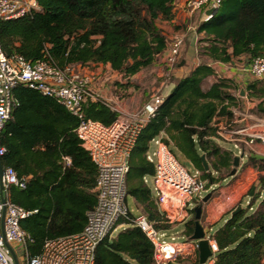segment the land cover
<instances>
[{"label": "trees", "instance_id": "trees-1", "mask_svg": "<svg viewBox=\"0 0 264 264\" xmlns=\"http://www.w3.org/2000/svg\"><path fill=\"white\" fill-rule=\"evenodd\" d=\"M37 9L16 19H0V48L6 55L17 54L28 62L47 60L62 69L90 64L109 65L129 78L146 70L161 58L168 39L158 21L173 19V0H35ZM196 33L197 54L210 61L231 63L241 59L249 66L264 56V0H221L214 15L200 22ZM203 43V45L201 44ZM213 74L211 66L201 63L188 75L175 80L172 90L162 98L152 117L142 126L128 158L126 196L142 207L147 220L158 230H167L143 177L154 172L147 160L149 145L159 138L176 159L183 158L199 172L204 187L220 181L230 172L233 154L222 148L214 116L231 117L236 106L230 87L223 81L201 89L203 79ZM264 82V81H263ZM259 81L246 85L249 101L261 98L264 86ZM17 101L12 119L0 133L2 167L14 170L24 187L10 186L8 199L29 214L19 227L31 241L29 256L40 253L47 239L80 232L87 213L95 205L93 192L96 166L90 161L75 135L78 120L55 99L25 86L12 91ZM258 103L256 112L264 113ZM85 119L104 125L116 113L102 102L85 100ZM209 169L204 171L200 156ZM70 159L64 165L63 158ZM254 160L249 158V162ZM264 191V176L258 180ZM248 203L228 213L213 233L218 250L213 264H262L264 257V198L253 208ZM155 200V199H154ZM234 211V212H233ZM184 223V235L193 231V212ZM129 217L134 216L129 211ZM115 235L103 238L95 247L93 264H153L154 248L145 234L129 222ZM166 264H180V259Z\"/></svg>", "mask_w": 264, "mask_h": 264}, {"label": "built area", "instance_id": "built-area-1", "mask_svg": "<svg viewBox=\"0 0 264 264\" xmlns=\"http://www.w3.org/2000/svg\"><path fill=\"white\" fill-rule=\"evenodd\" d=\"M220 1L186 0L183 6L189 15L201 13V21L207 22L211 15L206 12L211 9L217 10ZM36 9L35 0H0V19H16ZM184 39L185 36L181 33L174 34L168 39L160 58L166 68L173 69L179 64ZM247 70L252 79L264 80V56L254 58L247 66ZM94 82L93 74L81 71L77 67L67 66L60 69L45 59L31 63L17 54L6 55L0 48V133L4 124L12 118L17 106V101L12 95L13 89L17 86H25L38 91L43 96L55 99L77 118L75 135L96 166V203L88 212L83 229L78 233L45 240L40 253L35 256L28 255L26 244L31 239L19 227V221L29 213L8 199L9 187L23 188V179H19L13 169L2 167L0 264H14L5 243L11 248L18 264L20 260L22 264H93L96 245L103 238L111 235L115 228L121 225L120 221L138 227L149 239L154 248L153 264L175 262L186 253L183 243L179 244L173 238L170 241L163 240L165 234L156 229L155 223L147 220L145 216L129 217V209L126 205L125 181L129 154L138 132L153 116L162 98L151 97L140 110L124 113L118 104H112L97 95L93 87ZM87 99L102 102L116 113V119L109 125L85 119L82 104ZM232 142L238 154L241 153L239 151L241 144L250 146L258 142L264 146V121L259 120L250 126L233 131ZM152 143L153 149L147 155V160L152 162L154 168L151 191L158 212L162 216V222L171 225L186 219L195 206L194 199H198L197 203H200L202 198L199 194L205 193L207 188L198 178L197 172H188L163 142L154 139ZM2 154L3 148L0 147V157ZM244 167L250 166L239 165L230 179L236 177ZM251 170L250 168L249 171ZM229 186L230 184L224 191L218 193L213 194L210 191V197L206 202H210L212 208L222 213L234 210L244 193L237 197L227 191ZM202 228L212 254L209 260L214 263V255L218 247L210 234V226L206 225ZM194 246L197 247V243H194Z\"/></svg>", "mask_w": 264, "mask_h": 264}, {"label": "crops", "instance_id": "crops-1", "mask_svg": "<svg viewBox=\"0 0 264 264\" xmlns=\"http://www.w3.org/2000/svg\"><path fill=\"white\" fill-rule=\"evenodd\" d=\"M185 1L186 0H173V19L169 23L164 22L166 24V28L168 29V35H166L167 38H170L177 33H181L185 36L184 43L180 51L179 64H177L173 69H168L167 71L162 72V67H166L161 63V60L159 59L154 65L156 70V72L154 71V76H150L149 74L145 77V82L133 83L132 81L137 79V76L141 73V71L132 77L123 78L120 74L112 71L107 64H90L82 67H76L81 71L89 72L95 76L93 87L97 95L112 104H118L124 113H129L140 110L143 104L148 102L151 97H165L172 90L173 82L188 75L197 65L204 63L211 66L213 74L203 79L201 83V89L203 91H207L213 83L217 81H223L225 84L230 86L227 91L230 95L236 98L237 104L236 106H230L228 108L232 114L231 117L228 118L226 116L219 115L214 116L211 121V126L216 128V133L220 138V140L217 141L218 144L224 149L231 150L233 155H239L238 150L234 149L233 147L232 132L246 126H250L256 121H264V113L260 111L256 112L255 108L256 105L260 103V106L264 109V104L261 103V98H255L252 101H249V99H247L246 85L247 83L255 80L252 79L247 70V66L243 64L241 59L234 60L231 63H221L210 61L209 59L197 54L198 40L201 39L203 35L201 33H196V27L202 20V14L197 13L189 15L187 12H185L183 6ZM201 44L203 45V43ZM116 75H118V77L123 81H121L120 79L118 80L115 77ZM168 75H171L172 79H166V76ZM257 81H259V87L264 86V80ZM117 82L123 84L117 85ZM149 89H155L157 94L154 95L153 93V95H150ZM117 92L119 93V95L116 94ZM80 146L84 151H86L82 147L81 143ZM252 146L253 145H240L239 151L243 152V158L239 163L241 167L249 163V158L254 159L255 157H257L252 150ZM152 149L153 143L151 142L149 145V152H151ZM244 160H246L245 163L243 162ZM63 161L64 165L70 164V159L68 157H64ZM90 161L93 163L91 158ZM197 175L199 178V172H197ZM151 177H143V183L147 185L150 190L152 186ZM93 192L95 193L96 197L95 185L93 188ZM206 192H202L201 194H199V197L201 196L200 198H203V195H205ZM151 196L153 202L155 203L153 193L151 194ZM132 200L136 208V214L132 215L134 217L144 216L142 207L137 204L133 198ZM248 201L249 199L247 198L243 203V199H241L239 205L243 207L248 203ZM197 202L198 199H194L193 204H196ZM255 208L256 206L253 205L252 209ZM190 217L191 215L189 212L185 220L168 225L167 230H160L165 234V237L173 238L175 242L179 244L183 243L184 247H186V253L179 258L180 264H199L197 247L194 246V243L196 242L190 240L189 237H186L183 233L184 223L188 219H190ZM227 217L228 213H222L219 210H215L211 207L210 202L202 204L200 224L202 227H205L206 225L210 226L211 235L217 227L222 225ZM111 236H113L112 233ZM205 264L213 263L208 259ZM262 264H264V257L262 259Z\"/></svg>", "mask_w": 264, "mask_h": 264}, {"label": "rangeland", "instance_id": "rangeland-1", "mask_svg": "<svg viewBox=\"0 0 264 264\" xmlns=\"http://www.w3.org/2000/svg\"><path fill=\"white\" fill-rule=\"evenodd\" d=\"M158 25L160 27L164 28V30H165L164 32L166 33V35H168V31H167L168 29L165 26L166 24L163 21H158ZM162 68H163L162 72H165L168 70V68H164V67H162ZM154 71L156 72L154 65L151 66L150 68L146 69V70H142L141 73L138 74L137 79L133 80L132 82L133 83H141V82L143 83V82H145V77L148 76L149 74H150V76H154V74H155ZM115 77L118 80L120 79L118 77V75H116ZM166 79H172L171 75L166 76ZM120 80L123 81L122 79H120ZM118 84H123V83L117 82V85ZM120 86H123V85H120ZM149 92H150V95L151 94L153 95V93H154V95L157 94L155 89L154 90L149 89ZM116 94L119 95L118 92ZM252 145H253L252 150L256 154L257 157H255L254 160H251L248 163V166H250V167L249 168L246 167L247 170L245 167L242 168L241 171L237 174V176L234 177L233 179H230L229 172L228 173L222 172L220 174V178H222L220 181H218L214 184H210L208 187H206L207 193L211 191L214 194V193H218V191L219 192L224 191L225 187L228 184H230V186H229L230 188L227 189L228 192H231L236 196L237 195L240 196V194L244 193V195L241 198V199H243V203L245 202V200L247 198L250 197V196H248L250 192H252V195H254L256 193L260 194L261 195L260 198H258L257 200H253V203L255 204V206L256 207L258 206L259 201L262 198H264V191L260 192L261 190L258 188V185H257L259 178L264 176V146L260 145L258 142H254ZM177 160L179 161V163L181 165H183L187 169L188 172L194 173V169L186 160H184L183 158H180V157ZM243 162L245 163L246 160H244ZM250 168L252 169L251 171H249ZM231 169H232V167H231ZM231 169H230V171H231ZM199 175H200V173H199ZM223 179H224V181H223ZM203 196H205V195H203ZM126 205L132 214H136V208H135L134 202L132 200V197H130L129 195H127V197H126ZM125 227H126L125 224H121L120 226L115 228V230L112 232V234L115 235L117 232L123 230ZM163 240L170 241L171 238L164 237ZM18 258L20 259V255H18ZM19 262H20V264H22L21 260Z\"/></svg>", "mask_w": 264, "mask_h": 264}, {"label": "water", "instance_id": "water-1", "mask_svg": "<svg viewBox=\"0 0 264 264\" xmlns=\"http://www.w3.org/2000/svg\"><path fill=\"white\" fill-rule=\"evenodd\" d=\"M216 9H211L208 10L206 12V14L209 15H214L216 13ZM243 158V153H239V155H234L232 158V169L229 172V177H231L232 175H234L236 169L239 167V163L241 161V159ZM201 162H202V167L204 169V171H207L208 165L207 162L205 161V157L203 155L200 156ZM2 169V165L0 162V171ZM210 192H208L207 194H205V196L202 198L200 203H196L195 206L192 208V212H193V231L192 234L189 236V239L192 241H196L197 243V252H198V263L199 264H205L206 261L212 256L211 251L209 249L208 246V242L207 240L204 238V232H203V228L200 224V217H201V211H202V203L206 202L208 200V198L210 197ZM252 192L249 193L248 196H251ZM234 212V211H233ZM5 247L8 249V251L10 252V255L13 259V263L14 264H18L15 255L13 254L11 248L9 247V245H7L5 243Z\"/></svg>", "mask_w": 264, "mask_h": 264}]
</instances>
